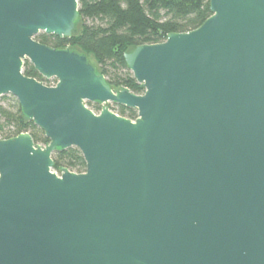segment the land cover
<instances>
[{
	"label": "water",
	"instance_id": "obj_1",
	"mask_svg": "<svg viewBox=\"0 0 264 264\" xmlns=\"http://www.w3.org/2000/svg\"><path fill=\"white\" fill-rule=\"evenodd\" d=\"M210 9L125 54L136 95L36 41L76 36L79 0H0V100L50 140L0 139V264H264V0ZM72 148L86 172L58 176L53 155Z\"/></svg>",
	"mask_w": 264,
	"mask_h": 264
},
{
	"label": "trees",
	"instance_id": "obj_2",
	"mask_svg": "<svg viewBox=\"0 0 264 264\" xmlns=\"http://www.w3.org/2000/svg\"><path fill=\"white\" fill-rule=\"evenodd\" d=\"M80 30L73 38H59L40 34L37 42L53 49H79L92 56L96 67L115 90L129 89L133 94L143 95L145 90L138 84L125 61V54L144 45H157L166 41L169 34L189 33L200 28L211 16L210 0H79ZM24 74L46 86L44 79L26 61ZM9 107L0 103V139L9 140L29 134L36 145L48 146L50 140L33 122L22 114L16 98H10ZM7 96L0 101H6ZM92 110L100 106L88 103ZM121 117L135 121L136 110L114 105ZM54 168L59 176L64 168L76 174L86 172V162L77 148L53 155Z\"/></svg>",
	"mask_w": 264,
	"mask_h": 264
},
{
	"label": "rangeland",
	"instance_id": "obj_3",
	"mask_svg": "<svg viewBox=\"0 0 264 264\" xmlns=\"http://www.w3.org/2000/svg\"><path fill=\"white\" fill-rule=\"evenodd\" d=\"M90 59H91L92 63L96 65V61H95V59L92 56H90ZM50 81H51V83H53L54 79H51ZM11 97H13V96H7V100L6 101H0V103L4 107L8 108L9 107V104H10V101H11V99H10ZM113 106H114V104H109L108 107L111 109L112 112H116V110L112 109ZM95 111H98V110H95Z\"/></svg>",
	"mask_w": 264,
	"mask_h": 264
},
{
	"label": "built area",
	"instance_id": "obj_4",
	"mask_svg": "<svg viewBox=\"0 0 264 264\" xmlns=\"http://www.w3.org/2000/svg\"><path fill=\"white\" fill-rule=\"evenodd\" d=\"M57 84V83H56ZM56 84H53V86H56ZM52 86V87H53ZM100 106V110H98V111H93V112H95L97 115H99V113L101 112V110L103 109V107L105 106V105H99ZM107 106H109V104L107 105ZM111 110V109H110ZM54 173H56V172H54ZM57 174V173H56ZM58 175V174H57ZM59 176V175H58Z\"/></svg>",
	"mask_w": 264,
	"mask_h": 264
}]
</instances>
